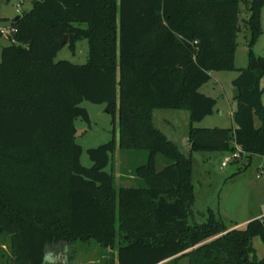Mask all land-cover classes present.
<instances>
[{
    "label": "trees",
    "instance_id": "16d2710c",
    "mask_svg": "<svg viewBox=\"0 0 264 264\" xmlns=\"http://www.w3.org/2000/svg\"><path fill=\"white\" fill-rule=\"evenodd\" d=\"M241 2L250 12L243 20ZM263 7L264 0H33L15 15V40L0 60V238L9 245L0 264H45L59 242L93 241L114 249L106 264H264L252 242L264 243V215L230 227L209 206L199 222L193 177L194 151L240 145L264 155V55L253 49ZM241 21L248 62L237 67ZM83 38L86 62L55 59ZM233 69L235 126L195 125L217 103L201 85L212 70ZM85 99L118 115L120 149L147 150L134 166L138 185L117 186L106 169L115 134L87 149L91 165L82 162L75 118L91 122ZM166 107L189 110L188 153L155 124L154 110Z\"/></svg>",
    "mask_w": 264,
    "mask_h": 264
},
{
    "label": "rangeland",
    "instance_id": "374dc122",
    "mask_svg": "<svg viewBox=\"0 0 264 264\" xmlns=\"http://www.w3.org/2000/svg\"><path fill=\"white\" fill-rule=\"evenodd\" d=\"M241 19L248 12V3L241 2ZM33 0H0V17H3L1 25H9L11 19L30 9ZM243 20V19H242ZM242 22L241 31L238 34V45L235 55L237 67H243L248 62V39L249 28ZM10 42L8 35L0 33V60L1 47ZM256 54L264 55V31L259 36L258 41L253 46ZM89 43L86 38L79 40L75 51L68 44H65L55 57L58 59H69L76 63H84L88 59ZM239 70H213L211 78L204 83L200 90L218 99L215 110L201 121L195 124L199 126H232L234 124L231 109L236 104L234 96V85L232 77L238 75ZM264 86V77L262 79ZM264 98V95H263ZM87 107L90 113L89 123L82 117L75 118L78 128L77 141L82 144L83 152L81 160L85 165H91L92 160L87 149L98 145L112 138L115 134L117 138V148L111 155V160L106 169L111 170L116 177L117 186L138 185L134 166L146 162L148 152L144 149L127 150L119 147V121L118 115L107 110L105 103H96L90 100H83L81 103ZM155 123L163 129L170 137L176 139L181 149L189 152L184 135L190 126L189 110L166 107L154 110ZM240 152L237 157H232L227 165H222V160L226 155H233L234 151H194L193 177L195 183L196 199L194 203L195 218L202 222L206 219V209L210 205L217 212H222V217L226 222L230 218L241 220L245 213H251L254 209H264V155L253 154L250 157L247 152ZM163 155L157 158L158 167L166 163ZM219 213V212H218ZM232 227V224L228 223ZM7 238H0V259L7 260L9 245ZM255 251L259 257L264 255V243L260 236L252 239ZM107 256H103V248L98 242H86L77 245H69L66 242H59L56 246L48 249L45 264H106L110 259L114 249L108 247ZM180 264H189L188 259Z\"/></svg>",
    "mask_w": 264,
    "mask_h": 264
},
{
    "label": "crops",
    "instance_id": "0c3cea01",
    "mask_svg": "<svg viewBox=\"0 0 264 264\" xmlns=\"http://www.w3.org/2000/svg\"><path fill=\"white\" fill-rule=\"evenodd\" d=\"M243 7V5H242V3H241V8ZM249 12V11H248ZM249 16V13L248 14H246L245 16H244V18H247ZM2 19H3V17H0V25H1V23L3 22L2 21ZM262 28H263V31H264V7H263V10H262ZM263 31H262V33H263ZM261 33V34H262ZM259 39V38H258ZM258 39H257V41H258ZM256 41V42H257ZM8 44V43H7ZM4 45H6V44H4ZM3 45V46H4ZM2 46V47H3ZM2 47H1V51H2ZM211 72H213V70L211 71ZM239 74V73H238ZM237 76V75H236ZM235 76V77H236ZM235 77H232V80L235 78ZM202 86V85H201ZM201 88V87H200ZM205 93V92H204ZM207 94V93H206ZM217 103H218V99H217ZM216 103V104H217ZM216 106V105H215ZM236 107H237V101H236V104H235V106L231 109V114H232V116H233V111L236 109ZM214 110H215V108H214ZM214 112V111H213ZM154 116V115H153ZM205 118V117H204ZM155 121V120H154ZM196 123V122H195ZM194 123V124H195ZM156 124V123H155ZM157 125V124H156ZM196 125V124H195ZM158 126V125H157ZM199 126V125H198ZM232 126H235V123L232 125ZM159 127V126H158ZM160 128V127H159ZM161 129V128H160ZM163 130V129H162ZM164 131V130H163ZM165 132V131H164ZM166 133V132H165ZM167 134V136L169 137V138H171V139H173L175 142H176V139H174L173 137H170L169 135H168V133H166ZM184 139L186 140V145H187V147L188 148H190V142H189V139H188V132L184 135ZM237 148H240L241 149V146L240 145H237ZM250 157H252L253 155H250L249 153H247ZM227 165V164H226ZM137 178V177H136ZM210 206V205H209ZM208 206V207H209ZM211 207V206H210ZM255 211H252L251 213H245V216L243 217V219H241L240 221L239 220H237V219H233V218H230V222H228V223H230V224H232V227H236V226H243V225H245L251 218H253V217H256V216H262V215H264V209H262L261 207L260 208H255L254 209ZM218 212H219V214L221 215L222 214V212H221V210L220 209H218ZM223 215V214H222ZM221 215V216H222ZM102 248H103V256H107V252H108V247L107 248H105V247H103V246H101ZM261 257L263 256V254H261L260 255ZM170 258H167L166 260H164V261H167V260H169ZM186 259H188L187 257H184V258H182L181 259V261H183V260H186ZM163 261V262H164ZM181 261H180V263H181ZM162 263V262H161ZM161 263H158V264H161Z\"/></svg>",
    "mask_w": 264,
    "mask_h": 264
},
{
    "label": "built area",
    "instance_id": "2783aa9c",
    "mask_svg": "<svg viewBox=\"0 0 264 264\" xmlns=\"http://www.w3.org/2000/svg\"><path fill=\"white\" fill-rule=\"evenodd\" d=\"M17 30V27L12 25L11 23L9 25H0V33L1 34H6L8 35L10 40H15L14 38H11L12 34ZM240 148H237L233 155H226L224 159L222 160V165H226L227 162L232 158V157H237L240 155Z\"/></svg>",
    "mask_w": 264,
    "mask_h": 264
},
{
    "label": "water",
    "instance_id": "95a60500",
    "mask_svg": "<svg viewBox=\"0 0 264 264\" xmlns=\"http://www.w3.org/2000/svg\"><path fill=\"white\" fill-rule=\"evenodd\" d=\"M16 17V16H15ZM67 38H68V36L67 35H65L62 39H61V41L63 42V43H65L66 41H67ZM240 95V89L238 88V87H234V96L235 97H238Z\"/></svg>",
    "mask_w": 264,
    "mask_h": 264
}]
</instances>
